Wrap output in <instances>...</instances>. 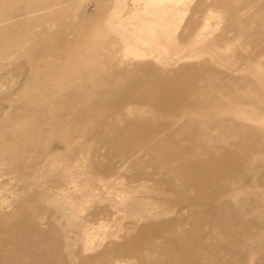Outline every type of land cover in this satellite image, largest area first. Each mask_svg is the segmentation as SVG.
<instances>
[{
  "label": "rangeland",
  "instance_id": "rangeland-1",
  "mask_svg": "<svg viewBox=\"0 0 264 264\" xmlns=\"http://www.w3.org/2000/svg\"><path fill=\"white\" fill-rule=\"evenodd\" d=\"M206 4L219 29L193 55L180 39ZM126 16L121 0H0V249L18 255L15 238L63 264H107L105 252L114 264H189L182 252L203 250L264 264V0H193L174 27L170 14L144 23L156 38L140 61L121 53ZM125 28L135 39L139 28ZM170 78L212 84L204 97L220 103L172 116L150 102ZM143 140L158 150L140 159Z\"/></svg>",
  "mask_w": 264,
  "mask_h": 264
},
{
  "label": "bare ground",
  "instance_id": "bare-ground-1",
  "mask_svg": "<svg viewBox=\"0 0 264 264\" xmlns=\"http://www.w3.org/2000/svg\"><path fill=\"white\" fill-rule=\"evenodd\" d=\"M121 1L123 2V5H124V7H126V10H127V16L124 18L126 19V21L128 20L127 22H125V26H119L120 30H121L120 32L117 30L118 33H120L119 39L122 38L121 42L118 41V43L123 44L121 53H122V56L125 60L130 59V60H134V61H140V59H142L145 55L148 54L146 52V49L148 48L149 43L147 41H145V37L148 39L152 37V36L144 33V27L142 26V24L148 23V22H153L154 24L161 23V21L163 20L162 17L167 15V14H170L173 16V18L171 19V24H172V27H174V25L176 26L178 23L183 21V19L185 18L184 16H186L188 8L192 4L193 0H121ZM115 6L112 9V14L110 15V18H109L110 22L113 24V26H114V21H112V17L116 16V15L119 16V12L114 11ZM246 7H249V5H247ZM214 9H215V7L213 5L206 4L205 8L202 10L206 14L205 18H203L202 23L201 22L199 24H197L195 22L188 23L187 28H186L188 31V33H187L188 36L182 37L180 39L183 41V43L187 44L188 46L191 45L190 47L194 48L193 49L194 50L193 55H198V54L202 53L206 47V44L218 32L219 27H218V25H215V23H214L215 22L214 19H217V18H214V19L212 18L213 20H211V18L209 17V16L213 15L211 13V11H214ZM245 9L244 8L240 9V10L238 9L236 11V13L239 14L240 12H242ZM202 11H200V12L202 13ZM213 17H215V16H213ZM119 19H121L120 16H119ZM212 21H214V22L212 23ZM218 21H220V20H218ZM127 25L137 26V28H139V30L136 33L135 39L133 38L132 34H130V32L127 31V28H125ZM119 27H115V28L119 29ZM160 31H162V28ZM162 33L163 32H161V34ZM164 36H165V38H167L168 35H166V33H165ZM154 37H152V40H154ZM137 67H140V65ZM141 67H144V65ZM204 67L205 66L203 63V64H199V65L195 66V68H187V69L185 68L183 70V72L191 73L193 71L194 75H196L197 72H199L200 70H204L205 69ZM182 81L183 80H180L178 78H175V79L170 78V79H164V80L160 81V83H158L155 86L160 88V90H162V91L160 92V94H156V96L151 95V96H154V98L152 97L153 102L149 100L151 102V104L154 105L155 107L159 108V109L168 110L169 114L172 116H183V112H185L187 109L211 107V106H214V105L220 103V99L218 97H215V96L212 98H205L204 97L205 93H208V92L212 91L214 88H216L212 84L208 83L205 86H202L204 83L203 81L201 82L202 85L200 83H196L194 81H192V82L186 81L187 85L185 86V85L181 84ZM146 83L147 82H145V84H144L143 81H138L134 84V87H136L137 89L138 88L142 89L143 86L146 87ZM148 85H149V83H148ZM137 89H136V91L135 90L134 91L138 94ZM140 89H139V92H140ZM153 89L154 88H152L150 91H152V93L155 94L156 91ZM219 89H221V87ZM131 95H133V94H131ZM102 97H103L102 95L100 97H98L96 99L95 103H100L101 102L100 100L102 99ZM126 97H128V95ZM129 97H131V96H129ZM149 97H150V95H149ZM152 98H150V99H152ZM138 99H139V97H138ZM145 99H146V96H145ZM132 100H135V99H132ZM137 100L134 101V104H135V102L137 104V102L140 101V100L139 101H137ZM143 100H144V98H143ZM91 101H92L91 97L88 96L87 99L85 100V105L88 106L89 104H91ZM149 101H148V103H149ZM129 103H130V101H129ZM120 105H122V104H120ZM110 119L112 121L119 120L118 115H116V114L115 115L112 114V116H110ZM172 124H175V122L171 123V125ZM161 126H162L161 128H157L155 130V132H153L155 137H161V135L165 132V130H168L167 126H164V125H161ZM66 141L69 142L68 140H66ZM56 142L58 143V144L56 143V145H57L56 147H60V148L62 147L63 150L70 149L73 145V143L62 144L61 139L56 141ZM147 143H148V141H146V142L144 140L141 141L139 144V146H141V148L136 149L137 151L135 152V155L140 153V155H141L140 159L147 155L146 151L156 152L158 150L157 146H151V147L146 148ZM118 149H120V148H118ZM131 149H134V147H131L130 150ZM46 155L48 157H54L56 155V153L53 155V152L51 150H49L46 153ZM133 155L134 154H132V157H133ZM129 159H130V157H129ZM129 159L127 158L124 161L122 159L119 162V165L117 166V168L123 169L125 163ZM119 160H120V158H119ZM44 162H46V159H42V160L39 159V160L32 161V164L27 166L26 168H24V166H22L21 168H23L22 169V172H23L22 175L23 176H21V177H24V175H27L29 172L40 171L42 169V166L44 165ZM4 175H6V174H4ZM77 179H78V176L71 177L69 183L74 184L77 181ZM85 180H86L85 184L88 183L87 179H85ZM90 180H91V178H90ZM92 180L100 182L101 177L100 178H93ZM111 180L109 182H111ZM103 186H102V188H103ZM89 188H90V186H89ZM105 188H106V185H105L104 189ZM63 205H64V203H63ZM72 212H73V210H72ZM70 215H71V213H70ZM64 217L69 218V215L68 214L64 215ZM87 226H88L87 223L81 224V225L78 224V225L74 226L78 230V235L81 238H85V236L87 234V230H88ZM67 236L68 235L65 234L66 239L68 238ZM34 237L36 239H38V236L34 235ZM13 241H14L15 247H18V249H19L18 255L21 257H19L18 255H13V253L9 254V253L3 252L2 251V250H4L3 247H7L6 242H3V243H1V247H0L2 249V250L0 249V264H63L60 262V260H58V258H56V256H48L47 253L40 255L42 252H40L39 254H36L37 252H33V251L29 250L27 248V246H25L24 244L18 243L17 239L14 238ZM39 244H43V243L41 242ZM39 244H38V246H39ZM178 245L180 246V244H178ZM42 246H43L42 249L41 248H39V249L43 250L45 245L43 244ZM66 249H70V247L67 246ZM92 250H94V249H92ZM83 251H88V249L87 250L85 249ZM182 253H183V257L187 261H190L189 264H247L248 263L245 257H241V255L237 254V253L234 255H227L226 259H224L223 262H221V260H217V258L213 256L215 254L211 253L209 250H207V251L203 250L200 252L201 260H197L196 256H194V254L190 253L189 251H183ZM108 257H110L109 254L107 252H105L100 258L106 259L108 262L107 264H114L111 260H108ZM231 257H233L234 260L232 262L227 261V259L230 260ZM119 258H121V259H119ZM124 259H126V257L123 255L121 256V254L114 258V260H117L119 262H122ZM236 259H239V261H236ZM91 260H93V259H87L85 262H90ZM257 264H259V263H257Z\"/></svg>",
  "mask_w": 264,
  "mask_h": 264
}]
</instances>
